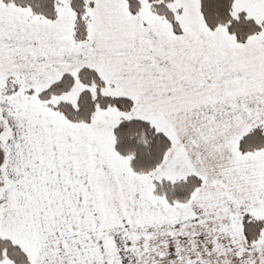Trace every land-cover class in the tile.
I'll list each match as a JSON object with an SVG mask.
<instances>
[{
    "label": "snow or ice",
    "instance_id": "snow-or-ice-1",
    "mask_svg": "<svg viewBox=\"0 0 264 264\" xmlns=\"http://www.w3.org/2000/svg\"><path fill=\"white\" fill-rule=\"evenodd\" d=\"M0 264H264V0H0Z\"/></svg>",
    "mask_w": 264,
    "mask_h": 264
}]
</instances>
